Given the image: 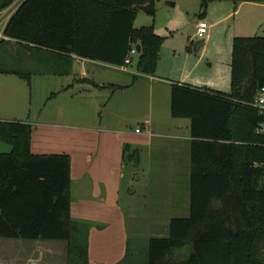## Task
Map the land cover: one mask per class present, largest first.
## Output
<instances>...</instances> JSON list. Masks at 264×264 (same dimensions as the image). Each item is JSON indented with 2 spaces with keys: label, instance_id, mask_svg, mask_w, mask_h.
<instances>
[{
  "label": "trees",
  "instance_id": "16d2710c",
  "mask_svg": "<svg viewBox=\"0 0 264 264\" xmlns=\"http://www.w3.org/2000/svg\"><path fill=\"white\" fill-rule=\"evenodd\" d=\"M14 1L0 0V12ZM154 1L25 0L0 45L116 67L139 48L136 71L153 76L162 38L152 26L134 28L133 7L149 5L153 14ZM230 78L229 94L172 86L171 115L191 124L189 212L169 221L166 237L147 241L140 264H264V137L256 133L264 116L253 107L264 90V37L233 38ZM30 135L26 123L0 121V140L11 146L0 153V238L65 242L68 255L87 264L85 229L70 216V158L31 154ZM139 159V149L123 147L124 163Z\"/></svg>",
  "mask_w": 264,
  "mask_h": 264
},
{
  "label": "crops",
  "instance_id": "0c3cea01",
  "mask_svg": "<svg viewBox=\"0 0 264 264\" xmlns=\"http://www.w3.org/2000/svg\"><path fill=\"white\" fill-rule=\"evenodd\" d=\"M204 14L205 9L201 21ZM69 60L61 69L29 74L26 122L0 121L30 125L31 154L69 156L70 216L85 229L87 264H119L128 254L132 237L127 230L129 219L155 227L165 222V235L148 236L163 238L172 218L188 215L191 124L172 117L171 91L173 85L206 88L175 84L156 73H131L125 69L129 65L116 67L75 56ZM219 87L209 90L228 94ZM125 145L139 149L138 163H124ZM157 191L166 192L165 202ZM28 242L37 243L0 241V246H13V264H38L32 257L36 245L53 241ZM58 243L66 244L69 264L67 243Z\"/></svg>",
  "mask_w": 264,
  "mask_h": 264
},
{
  "label": "rangeland",
  "instance_id": "374dc122",
  "mask_svg": "<svg viewBox=\"0 0 264 264\" xmlns=\"http://www.w3.org/2000/svg\"><path fill=\"white\" fill-rule=\"evenodd\" d=\"M202 1L155 0L153 14L137 11L134 28L152 26L154 32L162 38L155 70L157 75L175 84L181 82L196 88L215 90L222 86V90L229 94L232 40L235 37H264V1H209L203 16V22L208 27L207 35L198 38L197 24L201 21L200 14L204 10ZM21 2L23 0L16 1L3 12L2 18H6ZM168 3L174 6L170 7ZM202 40L204 45L195 52V46ZM51 57L43 52H27L14 42H4L0 45V70H15L31 74L46 72L49 69H61L65 66L63 62ZM137 58V54L132 56L131 65L125 67L128 72H136ZM30 94V88L24 79L17 76H0V120L26 122L29 119ZM9 152H11V146L0 140V153ZM165 194V191H157L159 200L163 201ZM126 224L128 233L132 237H130L127 261L124 264L143 263L146 239L165 235L166 223H157L158 229L154 224L130 219ZM82 234L81 231L79 235L83 243L85 237ZM115 235L116 229L113 227L112 240ZM0 241L37 243L8 239H0ZM39 243L44 245H36L35 253L32 255L38 264H67L66 244ZM12 250V245L0 246V264L1 262L13 264ZM69 256V264H84L81 259H76L77 256L73 254ZM22 258H17L18 262L22 261Z\"/></svg>",
  "mask_w": 264,
  "mask_h": 264
},
{
  "label": "built area",
  "instance_id": "2783aa9c",
  "mask_svg": "<svg viewBox=\"0 0 264 264\" xmlns=\"http://www.w3.org/2000/svg\"><path fill=\"white\" fill-rule=\"evenodd\" d=\"M14 12H11L10 15H8L6 18L2 19V16H0V40L5 39L4 35H3V31L5 28V25L8 21V19L10 18V16L13 14ZM207 24L203 21H200L197 24V31H196V35L198 38H203L204 36L207 35ZM137 51L135 48L131 49L129 54L127 55V57L124 60V65L122 67H125L127 65H130L132 62V56L136 55ZM253 107L258 111L259 115H263L264 116V90L262 89L259 93V95L257 96ZM136 132H139L138 130H136ZM256 133L258 135H261L264 137V121L261 122L257 128H256Z\"/></svg>",
  "mask_w": 264,
  "mask_h": 264
},
{
  "label": "water",
  "instance_id": "95a60500",
  "mask_svg": "<svg viewBox=\"0 0 264 264\" xmlns=\"http://www.w3.org/2000/svg\"><path fill=\"white\" fill-rule=\"evenodd\" d=\"M25 1V0H24ZM23 1V2H24ZM22 2V3H23ZM21 3V4H22ZM168 6H170V7H173L174 5L173 4H170V3H168L167 4ZM136 11H142V12H144V13H148V10H149V5H145V6H135V7H133ZM204 45V40H202V41H200L199 43H197V45L195 46V52H197L198 50H199V48L200 47H202ZM140 52V50H139V48L137 49V53H139Z\"/></svg>",
  "mask_w": 264,
  "mask_h": 264
}]
</instances>
